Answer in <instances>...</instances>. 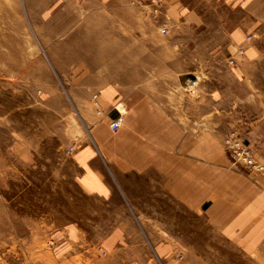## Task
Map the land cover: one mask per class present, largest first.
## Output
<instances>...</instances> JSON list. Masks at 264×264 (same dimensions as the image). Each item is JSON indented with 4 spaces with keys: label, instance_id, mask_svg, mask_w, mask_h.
<instances>
[{
    "label": "rangeland",
    "instance_id": "1",
    "mask_svg": "<svg viewBox=\"0 0 264 264\" xmlns=\"http://www.w3.org/2000/svg\"><path fill=\"white\" fill-rule=\"evenodd\" d=\"M162 2L0 0V264H264V214L238 230L209 211L221 194L259 198L236 180L229 188L221 167L264 190V176L236 162L225 140L213 144V200L197 209L141 184L130 193L123 187L92 195L70 151L90 135L78 98L65 89L77 81L55 71L50 81L33 76V63L53 49L61 63L107 70L123 89L122 102L151 95L173 110L181 102L188 114L185 86L195 61L225 47L236 25L249 41L264 39V0H178L174 14L163 12ZM41 16L51 27L45 44ZM252 74L264 88V48ZM228 122L215 121V132L228 133Z\"/></svg>",
    "mask_w": 264,
    "mask_h": 264
},
{
    "label": "crops",
    "instance_id": "2",
    "mask_svg": "<svg viewBox=\"0 0 264 264\" xmlns=\"http://www.w3.org/2000/svg\"><path fill=\"white\" fill-rule=\"evenodd\" d=\"M155 1H163V12L173 9V14L179 13L178 0ZM142 6L151 7V4ZM147 13L151 15L150 11ZM37 19H41L37 30L45 44L51 27L43 23L47 19L42 16ZM247 34L244 26H234L225 47L216 49L206 61H195L189 79L198 77L199 86L195 94L184 90L190 99L188 114L181 102L177 101L173 110L165 99L151 95L122 102L123 89L109 80L112 77L107 70H94L86 62L61 63L54 58L59 53L53 49L49 53L51 59L47 55L45 59L36 60L33 63L35 78L50 81L55 71L63 81H77L65 89L70 96L78 98L83 120L89 127L90 135L83 137L72 152L73 160L82 171L79 182L83 190L108 197L123 187L130 193L141 184L142 191L158 187L157 190L172 192L197 209L199 202L201 205L213 200L215 142L235 135L251 146L257 159L264 163V88L257 86L252 74L253 65L262 54L264 39L249 41L252 36ZM144 47L151 51L150 45ZM239 47L245 49L243 56L237 55ZM64 54L69 55L70 51ZM231 56L236 57L234 64L230 63ZM160 63L165 64V61L158 62L159 75ZM96 94L103 109L101 114L93 103ZM123 103L124 114L119 108ZM120 113L124 116L123 124L118 131H113L110 122ZM224 118L229 121V132H215V121ZM201 145H206V151L201 150ZM219 170L229 177L228 187H233L231 182L236 180L243 187L249 186L259 198L247 200L238 196L234 199L221 194L209 207L211 216L238 230L247 222L262 221L264 204L260 197H264V190L261 185H255L236 169L221 167Z\"/></svg>",
    "mask_w": 264,
    "mask_h": 264
},
{
    "label": "built area",
    "instance_id": "3",
    "mask_svg": "<svg viewBox=\"0 0 264 264\" xmlns=\"http://www.w3.org/2000/svg\"><path fill=\"white\" fill-rule=\"evenodd\" d=\"M163 33H167V28L162 29ZM245 54L244 47H239L237 51V55L243 56ZM236 60L235 56H231L230 63L234 64ZM199 86V79L195 77L193 79H189L186 82L185 90L191 94H195L197 92V88ZM93 103L97 109V113L101 114L103 109L100 106L98 95H94ZM124 121V116L120 113L117 117L111 120L110 127L113 131H118ZM225 144L228 149L231 151L232 156L234 157L236 162H239L245 165L247 168L256 172L257 174L264 176V163L259 161L256 157V153L254 149L248 144L244 143L239 137L235 135H229L225 138ZM74 146L70 148V151L74 150Z\"/></svg>",
    "mask_w": 264,
    "mask_h": 264
},
{
    "label": "bare ground",
    "instance_id": "4",
    "mask_svg": "<svg viewBox=\"0 0 264 264\" xmlns=\"http://www.w3.org/2000/svg\"><path fill=\"white\" fill-rule=\"evenodd\" d=\"M122 110L125 111V109L122 107Z\"/></svg>",
    "mask_w": 264,
    "mask_h": 264
}]
</instances>
